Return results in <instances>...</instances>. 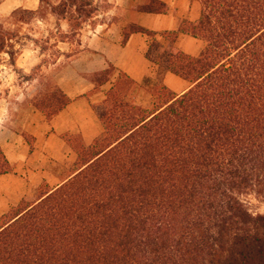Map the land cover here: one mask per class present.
<instances>
[{
    "label": "trees",
    "instance_id": "trees-1",
    "mask_svg": "<svg viewBox=\"0 0 264 264\" xmlns=\"http://www.w3.org/2000/svg\"><path fill=\"white\" fill-rule=\"evenodd\" d=\"M192 1L199 17L178 31L125 29L122 45L148 38L154 77L138 83L112 64L85 76L94 90L110 83L92 104L101 133L87 147L67 139L77 168L0 216V264H264V215L241 199L264 198V0ZM136 10L169 8L150 0ZM93 11L92 0H40L12 14L78 30ZM179 33L204 43L197 55L176 46ZM14 38L0 30V54L11 56ZM166 73L190 87L174 93ZM138 87L149 107L132 99ZM69 102L54 87L31 103L51 119ZM11 172L0 151V175Z\"/></svg>",
    "mask_w": 264,
    "mask_h": 264
},
{
    "label": "crops",
    "instance_id": "crops-1",
    "mask_svg": "<svg viewBox=\"0 0 264 264\" xmlns=\"http://www.w3.org/2000/svg\"><path fill=\"white\" fill-rule=\"evenodd\" d=\"M149 1L92 0L94 9L92 18L88 23H84L81 29L76 30V39L69 36L65 39H49L60 51L57 61L52 66L58 65L64 58L69 60L66 66L60 68L58 74L59 88L70 102L57 115L47 119L33 105L24 111L20 105L14 103L9 108L10 103L5 102L0 112V151L12 167V172L0 175V216L19 204L24 197H36L42 184L46 183L49 186L48 191L67 179L69 175L59 181L57 176L53 175L55 174L53 165L65 163L71 159L70 154L75 152L67 139L73 142L77 138L85 145H90L100 135L101 125L92 110V104L101 99L91 101V98L86 96L88 89L95 90L85 76L100 72L109 64L138 83L145 76L154 75L153 66L144 57L148 38L140 33H134L130 35L127 43L122 45L125 29L130 25H137L159 33L178 31L183 21L194 22L199 17L197 2L192 0H161L169 8L166 14L136 10L137 6L145 5ZM39 5L40 0L0 2V7H10V12L20 8L35 11ZM49 21L54 22L55 31H59L61 27L60 33L65 35L71 33L67 21L57 20L53 15L49 16ZM43 22L45 21H38ZM181 37H192L179 33L176 43L182 51L192 56L200 52L199 50L197 53L193 48L183 49V41L190 40H185L186 38L183 40ZM35 45L33 50L19 56L15 67L30 71L37 65L38 60L45 54L39 52L36 41ZM6 70L5 65H0V76L3 78L9 73ZM69 74L82 76L80 79L83 84L81 86L67 84L64 76ZM163 83L176 94H182L190 87L189 82L171 73L165 74ZM103 87L100 89H104ZM4 111L8 114H3ZM19 118H22L21 131L14 128V123ZM23 133L33 138L32 145L26 142ZM36 165L37 167L33 168Z\"/></svg>",
    "mask_w": 264,
    "mask_h": 264
},
{
    "label": "rangeland",
    "instance_id": "rangeland-1",
    "mask_svg": "<svg viewBox=\"0 0 264 264\" xmlns=\"http://www.w3.org/2000/svg\"><path fill=\"white\" fill-rule=\"evenodd\" d=\"M1 1L2 0H0V2ZM196 6L199 13L200 6L198 3H196ZM43 13L44 12L40 13L39 15L44 16ZM37 17L38 19L35 20L32 18L24 19L19 17V15L17 14H12V12H10V7H0V30H5L15 37L11 43V48L9 49L11 56L6 53L0 54V65H5L7 68L6 71L9 72L4 78L3 76H0V112L5 102L10 103L9 108H11L15 103L16 105H20L21 107H23L22 109L25 111L29 109L28 107L30 105H32L31 102H33V99L38 95L39 92H45L50 88L59 87L58 71L61 67L66 66L69 60H67V58H64L58 65L52 66L57 61V57L58 55H60V51L55 48L54 44L50 43L49 39H65V37L68 36L71 37V39H76L77 33L76 30H74L75 28L70 29L71 33L69 35L60 33V31L62 30L61 27L59 28V31H55L54 22L49 21V17L48 19L44 20L45 22L43 23H38V21L43 20H41L39 16ZM89 19L83 18V20H81L82 22L84 21V23H88ZM181 38H183L184 40V38L186 37ZM185 40L190 41H183V49L185 48L189 50L193 48L196 49L198 53V51L201 50L204 46V43L198 39L186 38ZM35 41L37 42L39 52L45 54V56L41 57L38 60L37 65H35V67L30 71H23L15 67L16 60L19 59V56L22 53H28L29 51L34 49V47L36 46ZM176 46L179 47L177 43ZM21 61L25 62V60L22 59ZM152 77H154V75ZM64 78L67 80V84L71 86H81V84H83L82 80L80 79L82 78V76L69 74L65 75ZM109 87L110 83L104 85V89L102 90L100 89L98 91H93L92 89H88L86 91V96H89L91 98V101H96L98 98L102 99V93H104ZM88 88L90 87L88 86ZM132 99L137 104L144 107H149L151 103L150 95L146 90L140 87L136 88L132 92ZM3 114L7 115L8 113L4 111ZM21 119L22 118H19L14 123V128L18 131H21L22 129ZM1 122H3V119L1 120ZM81 144L86 147L89 146L85 145L83 141L81 142ZM70 155L72 156L71 159H69L65 163L53 165V171L55 173L53 175L57 176L58 181L60 179H63V177H67L77 168L76 152L73 151ZM35 167H37V165L33 168ZM47 189H49V186L44 183L39 187L38 191L39 193H41L43 191H46ZM241 199L244 201L247 209L251 214L264 215V198L258 197L254 193L249 192V194H244Z\"/></svg>",
    "mask_w": 264,
    "mask_h": 264
}]
</instances>
